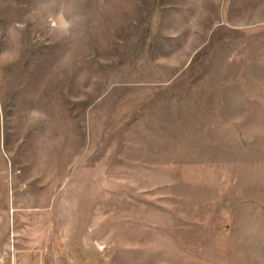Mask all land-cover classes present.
<instances>
[{"label": "rangeland", "instance_id": "rangeland-1", "mask_svg": "<svg viewBox=\"0 0 264 264\" xmlns=\"http://www.w3.org/2000/svg\"><path fill=\"white\" fill-rule=\"evenodd\" d=\"M238 1L0 0V264H264V0Z\"/></svg>", "mask_w": 264, "mask_h": 264}, {"label": "crops", "instance_id": "crops-1", "mask_svg": "<svg viewBox=\"0 0 264 264\" xmlns=\"http://www.w3.org/2000/svg\"><path fill=\"white\" fill-rule=\"evenodd\" d=\"M229 2H230V1H229ZM232 3H233V5H235V4L239 5V4H240V1H238V0H237V1H236V0H233ZM234 3H235V4H234ZM229 5H230V3H229ZM237 29H239V28H237Z\"/></svg>", "mask_w": 264, "mask_h": 264}]
</instances>
